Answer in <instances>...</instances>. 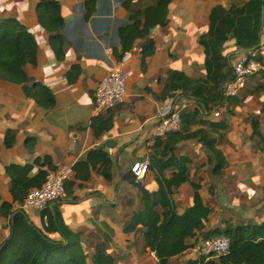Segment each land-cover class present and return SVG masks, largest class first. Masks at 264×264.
<instances>
[{"label": "crops", "instance_id": "crops-1", "mask_svg": "<svg viewBox=\"0 0 264 264\" xmlns=\"http://www.w3.org/2000/svg\"><path fill=\"white\" fill-rule=\"evenodd\" d=\"M4 1L0 0V16L18 19L34 33L37 41L36 62L24 66L30 77L26 85L32 86L35 81L45 85L52 92L55 104L43 107L27 96L20 84L0 79V203L11 201L10 178L5 173L7 165L33 162L45 155L55 167L63 163L75 165L87 160L90 154L94 166H90L89 179L81 184L73 178L70 196L50 203L49 207L56 206L65 224L80 232L90 254L100 243L116 264H157L154 252L144 245L143 228L139 226L130 232L124 228L132 213L143 207L140 187L153 191L157 186L150 169L134 183L130 167L135 161L149 159L157 138L165 141V137L156 136L154 126L159 104L174 89L168 88V76L175 71L196 81L194 87L200 86L196 99L190 90L175 88L190 98L179 130H185L189 123L191 130L208 127V121L205 125L194 123L189 118L193 112L197 113L195 117L227 125L216 133L217 147L228 161L220 177L211 175L213 164L209 163L207 149L197 138L180 141L175 146L176 154L191 159L190 180L200 181L204 191L208 187L213 190L205 195V202L212 210V216L203 222L205 229L223 227L228 222H264V141L252 136L251 127L252 120L258 121L260 137L264 138V87L259 89L264 83V70L247 79L235 96L237 103L221 99L219 88L211 89L213 83L204 82L206 54L200 42L209 29L212 8L221 6L227 10L249 0H171L166 24L154 26L147 35L154 41V53L143 63L141 44L145 38L133 40L126 63L129 73L126 98L101 116L94 111L93 91L122 54L118 29L131 23L132 13L156 0H131L129 9L122 4L124 0H97L96 10L88 17H85L84 0H58L64 18L60 30L64 40L61 59L49 44L50 32L38 22L40 0H14L11 5L3 4ZM258 50L259 59L264 62V21ZM221 52L232 71L233 62L245 50L236 44L235 38L229 37ZM73 64L80 66V73L71 83L66 72ZM215 112L219 114L216 116ZM107 117L110 127L97 132L96 128ZM7 131L14 137L10 146L4 141ZM105 142L112 146L110 151ZM99 150L109 158L110 179L97 171L101 164L95 152ZM36 170L37 167L33 171ZM171 172L172 169H167L164 174L169 177ZM192 194L189 183L175 189L172 199L180 212L190 206ZM224 208L233 215L218 218L216 213ZM27 215L39 227L45 221L40 209H32ZM7 234V220L0 215V242ZM49 235L58 237L57 232ZM201 239L200 232H196L187 239L189 248L172 257L168 264H187L190 259L198 258L194 243Z\"/></svg>", "mask_w": 264, "mask_h": 264}, {"label": "trees", "instance_id": "trees-1", "mask_svg": "<svg viewBox=\"0 0 264 264\" xmlns=\"http://www.w3.org/2000/svg\"><path fill=\"white\" fill-rule=\"evenodd\" d=\"M171 0H156L154 4L136 10L130 15L131 23L118 29L122 53L129 50L135 38H145L141 44L142 62L155 51L154 41L147 37L154 26H164L167 22L168 4ZM85 17L96 10L97 0H84ZM126 9L130 8L131 0H124ZM142 16V19L140 18ZM39 24L48 32L49 44L58 59L64 55L63 37L60 33L64 25L61 7L58 0H40L37 12ZM262 0H249L241 6L224 9L221 6L212 8L209 16V29L201 37L200 42L205 48L206 77L204 82L213 83L211 89L219 88L221 99L227 98L237 103L234 96L223 95V84L232 79L231 68L228 67L222 55L223 43L229 38H235L236 44L249 53L260 47L261 26L263 24ZM37 41L34 33L14 17L0 16V79L20 84L24 93L43 107H52L55 98L48 87L36 81L32 86L26 85L30 77L25 73L24 66L37 60ZM259 55V53H258ZM121 55H119V58ZM258 58H261L258 56ZM228 67L226 72H222ZM80 73V66L73 64L66 72L69 82H74ZM169 87L190 90L191 95L198 98L200 86L194 87L196 81L185 77L180 72L169 73ZM264 83L260 84V88ZM221 104V103H219ZM207 110V109H206ZM197 113H191L189 118L196 124L209 125L193 130L185 125V130H177L154 145V152L149 155L148 169L154 172L156 189L149 191L140 187L143 207L130 216L125 231L130 232L139 226L143 228L144 245L157 258V264H168L169 260L189 248L187 239L200 232L203 239L224 235L230 242L226 254L217 258L205 259L199 257L190 259L187 264H264V222L261 224H232L223 227L205 229L204 223L212 216L211 208L205 202V195L212 193V188L203 189L200 181L194 182L189 178L188 165L191 159L186 155H178L175 146L178 142L197 138L208 152V161L213 164L211 175L220 177L224 174L228 161L223 151L217 147L216 133L226 129L224 122L205 120ZM101 116V115H97ZM184 118L182 114L181 122ZM107 117L101 121L96 131L110 127ZM252 136L260 141L259 123L251 121ZM222 134H220L221 136ZM14 137L10 131L5 135V144L10 146ZM101 166L97 169L106 179L111 178L109 158L101 150L95 152ZM90 160L81 161L73 168L74 178L82 184L90 177ZM37 167L36 171H33ZM49 156L37 157L33 162L25 164L11 163L5 167V173L10 178L9 194L11 201H1L0 215L7 220L8 234L0 242V264H116L114 257L103 250L102 244H96L92 254L84 247L80 232L68 227L56 206L49 205L42 209L45 221L41 227L31 221L29 216L19 207L28 191L40 186L49 171L55 170ZM172 169L166 177L164 171ZM189 183L192 187V202L190 206L179 211L172 195L179 186ZM72 181L66 184V197L70 196ZM50 232H57L58 237H52ZM197 242V241H196ZM194 243V245L196 244Z\"/></svg>", "mask_w": 264, "mask_h": 264}, {"label": "built area", "instance_id": "built-area-1", "mask_svg": "<svg viewBox=\"0 0 264 264\" xmlns=\"http://www.w3.org/2000/svg\"><path fill=\"white\" fill-rule=\"evenodd\" d=\"M263 18H264V0ZM259 50L240 54L232 64V79L223 84V95H237L245 86L247 79L264 70V62L258 58ZM131 53L124 51L121 57L98 81L93 91L94 111L101 115L122 104L126 98V88L129 73L126 63ZM190 98L180 89L171 90L158 106L154 131L157 137H166L180 128L182 113L189 106ZM216 116L218 112L214 113ZM110 151V148L108 149ZM149 159L135 161L131 164L130 172L134 183H138L148 171ZM75 176L73 165L63 163L55 170L49 171L43 183L28 191L19 207L29 214L32 209L47 207L50 203L66 198V184ZM230 242L224 235L214 238L201 239L194 246L197 257L217 258L226 254Z\"/></svg>", "mask_w": 264, "mask_h": 264}, {"label": "rangeland", "instance_id": "rangeland-1", "mask_svg": "<svg viewBox=\"0 0 264 264\" xmlns=\"http://www.w3.org/2000/svg\"><path fill=\"white\" fill-rule=\"evenodd\" d=\"M13 2H14V0L13 1L12 0H5L3 2V4L11 5V4H13ZM227 215H233V213L230 211H227L225 208L223 210L219 211L218 213H216V216H218V218H225V217H227Z\"/></svg>", "mask_w": 264, "mask_h": 264}, {"label": "water", "instance_id": "water-1", "mask_svg": "<svg viewBox=\"0 0 264 264\" xmlns=\"http://www.w3.org/2000/svg\"><path fill=\"white\" fill-rule=\"evenodd\" d=\"M105 146L107 147V148H111L112 146L109 144V142H105Z\"/></svg>", "mask_w": 264, "mask_h": 264}]
</instances>
